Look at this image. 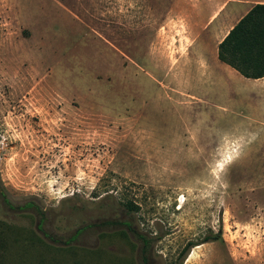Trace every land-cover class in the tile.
<instances>
[{
	"label": "rangeland",
	"instance_id": "obj_1",
	"mask_svg": "<svg viewBox=\"0 0 264 264\" xmlns=\"http://www.w3.org/2000/svg\"><path fill=\"white\" fill-rule=\"evenodd\" d=\"M238 1L0 0V264H264Z\"/></svg>",
	"mask_w": 264,
	"mask_h": 264
},
{
	"label": "trees",
	"instance_id": "obj_2",
	"mask_svg": "<svg viewBox=\"0 0 264 264\" xmlns=\"http://www.w3.org/2000/svg\"><path fill=\"white\" fill-rule=\"evenodd\" d=\"M217 49L218 60L243 78H264V5L252 7Z\"/></svg>",
	"mask_w": 264,
	"mask_h": 264
},
{
	"label": "crops",
	"instance_id": "obj_3",
	"mask_svg": "<svg viewBox=\"0 0 264 264\" xmlns=\"http://www.w3.org/2000/svg\"><path fill=\"white\" fill-rule=\"evenodd\" d=\"M255 5H264V0H246V1H241V2L238 1L236 2L232 11H235L237 14L244 12V15H246L250 11V9L254 7ZM248 80L256 83L257 81H264V78L248 79ZM251 95L253 98L264 100V89H262L261 91H254L252 92Z\"/></svg>",
	"mask_w": 264,
	"mask_h": 264
},
{
	"label": "bare ground",
	"instance_id": "obj_4",
	"mask_svg": "<svg viewBox=\"0 0 264 264\" xmlns=\"http://www.w3.org/2000/svg\"><path fill=\"white\" fill-rule=\"evenodd\" d=\"M190 257V256H189Z\"/></svg>",
	"mask_w": 264,
	"mask_h": 264
}]
</instances>
